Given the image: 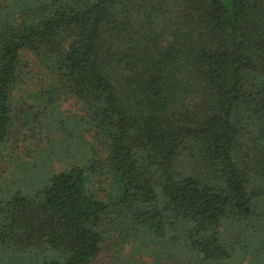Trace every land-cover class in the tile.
Wrapping results in <instances>:
<instances>
[{
	"label": "trees",
	"instance_id": "trees-1",
	"mask_svg": "<svg viewBox=\"0 0 264 264\" xmlns=\"http://www.w3.org/2000/svg\"><path fill=\"white\" fill-rule=\"evenodd\" d=\"M78 140L84 165L3 189L15 147ZM142 238L174 264H264V0H0V264Z\"/></svg>",
	"mask_w": 264,
	"mask_h": 264
},
{
	"label": "rangeland",
	"instance_id": "rangeland-1",
	"mask_svg": "<svg viewBox=\"0 0 264 264\" xmlns=\"http://www.w3.org/2000/svg\"><path fill=\"white\" fill-rule=\"evenodd\" d=\"M17 96H20V93H17ZM64 110H68V106H64ZM71 109V108H70ZM72 144L74 148L71 149ZM70 149L68 152H59L55 153V155L50 154L49 152L46 154L39 153L38 151H34L31 153V148H25L24 145H19L18 148H14L13 153L9 152L11 159L17 160L19 163L18 170L14 169V166L10 165L8 169H6L5 175L2 177L3 189L5 190H18L24 192L25 194H30V192H35L37 188H39L43 181L47 179V175L50 172H56L57 170L63 169L65 166H69L72 164L75 165H84L85 158V149L83 142L79 140L76 142H70ZM48 159L49 164L43 170L34 173V176H31L30 167L34 166L39 159ZM10 159L9 162L12 160ZM40 161V160H39ZM23 170V173H17L16 176L14 174ZM105 184V183H104ZM102 189H104V193L102 194V198L104 197L105 190L108 189L107 186L102 184ZM105 255H103L104 257ZM101 258L100 264H170L174 261L184 260L182 253L179 250H174L173 252L167 249L164 244H155L151 242L148 238L141 239L137 243H132L126 247H124L119 254H112L110 258Z\"/></svg>",
	"mask_w": 264,
	"mask_h": 264
}]
</instances>
